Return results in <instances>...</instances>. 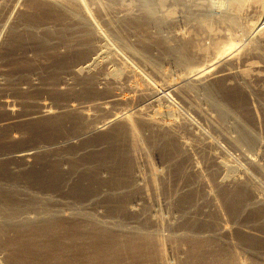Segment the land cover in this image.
<instances>
[{"label": "rangeland", "instance_id": "374dc122", "mask_svg": "<svg viewBox=\"0 0 264 264\" xmlns=\"http://www.w3.org/2000/svg\"><path fill=\"white\" fill-rule=\"evenodd\" d=\"M33 1L34 0H30V1L29 0H0V3H2L3 6H6L5 8H3L4 11L3 10L0 11V16L3 14L0 17V20L2 19V17H10L11 16V17H13L12 21L14 23L17 21L15 24H17L16 26H19L20 25L19 23L22 22L23 17H26L27 15L29 16L30 12H31L30 15L32 14V9L30 7V4L34 3ZM85 1L87 3V8L90 11H92V13H96L93 15L95 16V18H97L98 22L101 23L102 28H104V26H103L104 23H102L103 22L102 20H99L100 19L99 14L101 12H102V15L104 13L105 18L107 20H110L109 18H111V22L113 20H115V23L112 22V24H114L113 26H114L115 30H117V33H120L121 37H123L124 43L126 44L127 47L128 46H131L134 48L139 47V49H141L143 43L140 39L143 36H144L143 39H145V38L148 39L147 36L149 35V37L151 39V40L149 39L150 43H152L153 39L156 38V34H157L156 30H148V31H144V32H138L137 29L133 28L135 26L134 24L130 25L129 23H127V24H125V26L122 25V22H120V21H122L121 18H123V17L121 15L122 14L124 15L123 8L126 11H128L126 6H124L122 9L120 7V9H116L117 11L114 12V14H113V12H112V14H110L111 12L108 10V8H107L108 5L106 4L107 1H104V0L100 1L99 0L101 4H106L107 6L106 5H103V6L100 5L99 1H97V0H88L89 2L87 0H85ZM158 1L159 0H156L157 3H158ZM162 1H163V4L165 5V7L163 8L164 17H165V18H163V20L165 22H164V25L162 28V34L164 35V37L172 38L177 33H183V35H189V32H190V35L192 33L191 36L195 37L194 39L197 42L202 41L201 42L202 44L211 48V46H214L213 42H215V39L213 40V36H210L209 32L215 34V36L217 38H219L220 43H223V41L226 39L227 35L230 34L231 32H233L229 26H227L225 24L222 25L219 22L217 23V21L215 20V18L220 16L221 9L225 5L226 1H228V0H196V1L195 0H162ZM262 2L264 5V0H262ZM160 4H161V2H160ZM3 6H1V7H3ZM99 6L100 7L102 6L103 8H100ZM22 7H23V9H22ZM98 7H99V9H98ZM105 7L108 11L105 10ZM100 9H101V12L98 11ZM10 10H12L13 12H11ZM107 12H109V13H107ZM106 14H108V15H106ZM97 15H98V17H97ZM112 15H115V16L112 17ZM20 16H21V19H20ZM119 16L121 18H119ZM18 18H19V20H18ZM116 21H117V23H116ZM1 24L2 23L0 22V25ZM115 24H117V26ZM9 28H10V26L9 27L7 26V28L5 30L0 29V125H3L2 128L0 126V154L1 155L8 154L9 158H7V156H6L5 160L9 159L11 161L10 163H13V164H9L7 162H6V164H7V166H9L8 168H10V166H11L13 168L14 172L16 170V172L13 174V171H11L12 170L11 168L7 169L8 172H10V173L7 172L8 173L7 176L4 177V179H6V180H2V183H6V185H7V187H5L6 188L5 196H6L8 201L17 202V203L21 204L19 211H37L30 206L27 208L24 206V204L25 205H31L32 204L31 198H34L35 199L34 201H36V199H38L37 202H40V204H43L45 207L46 206H48V208L51 207L50 210H52V211H64L66 213V215L69 213L67 216L70 215L72 217H75V215H76L75 213L77 211H84L85 213L88 212L87 214H89L92 211V213H90L89 215L95 216V218L97 217V219H99L101 222H104L106 224H107V221L109 220L108 224H107L108 226L112 227V226H114L113 224H116L115 226H118V228L122 229V231L125 233H128V231L133 233V232H135L134 231L135 228H138V227H143L147 234H148V232H150L149 234H151V233L155 234L156 233L155 235H158L157 232H159L160 233L159 237H162V239H164L163 245H162V251L165 253L164 254L165 257L167 256L165 260L170 259L168 262L171 264H175V263L176 264L177 263L186 264L187 259L190 257L189 255L191 254L190 253L191 250L196 249V248H192L190 242L182 240V238L185 236L184 233L189 231V229L191 231L196 230L193 234H191L192 237L199 235L198 238H200V239L206 238L207 239L208 237L210 238L214 232H216L215 230H217V228H214V226L219 227V225H220L221 227H228L231 229L230 236L228 235L227 238H225L227 240V242L228 243L230 242L231 246L233 247V248H231V251H232V249H233V251L236 250V252L239 254V256L240 257L242 256L241 258L243 260L245 258V260L248 261V262L245 261L246 263H250L253 261H254V263L255 262L260 263V262L264 261L263 260L264 259V218H263L264 211H253V208H255V207L249 206V208L251 210L248 208L246 210L244 209L242 212V210L239 209V206L241 204L238 207H236L237 208L236 209L235 206H232L231 203L230 204L228 203L229 201L227 202L228 203L227 205H230V206H227L224 198L219 194V191L217 188V183L219 180L221 181L223 179H226L225 176H227L228 173L224 174L223 171H222V175H221V172H218L217 175L210 173V171L208 169L209 167H207V161H205L207 159H204V156L202 155L203 152L198 147L197 148L193 147V149H192L193 157L195 156L194 159L198 162V166L200 165L199 168L200 169L202 168L201 173L206 176V177L204 176L206 178V180L209 179L208 183L206 182V185H204L205 183L204 184L201 183V181L199 179H197L198 181L196 180L195 176H193V173L191 172L192 168H190V171H189V167L191 165V163H190L191 161L189 159L187 160V158H186L185 160H187V161H185V160H183L184 158L179 159L180 157L176 156L177 159L179 160L178 161L175 157H173V156H175L173 150L162 149L163 146H165V145L161 146L162 148L159 147V149H161V150H159V149L158 150L157 149L149 150L147 148V145H145L146 147L143 145L145 150L147 151V153L146 152L143 153L142 150L141 151L139 150L136 153V157L138 156L137 157L138 160L136 159V162L134 160L133 163L130 162L131 165L127 159L125 160L126 157L124 158V160L122 158L123 161L120 159L121 160L120 162L124 163V164L122 163L123 166H125V164H126V166L127 165L128 166L127 167L125 166V168L130 169V170L128 169L129 172H127L126 177H124V180H125L123 183L124 188H122V191L120 190L121 194H119V195H122V197H124L123 201L125 204H127V205L124 204V206L125 207L127 206V207L125 210L122 211L123 204L120 205L121 208H119V206L116 203V200H114V198H113V195H110V190L113 187L112 185H113V181H114L115 171L113 172V169L110 168L109 166H106L103 162H100L98 160H96L98 162H94V159L90 158V156L93 157L94 154L102 153L103 152L102 149H104V146L106 145L105 143H104V146L100 145V147H101L100 152L97 151V152L85 153L88 155L87 156V155H84L82 153L83 152L82 151V152H80L81 155H79L80 153L78 154L80 157L79 156L76 157L74 150H71L69 148H68V150H65L67 147L65 148L61 145H59L60 147L58 146L59 138L62 135L66 134L67 132L73 131V129L65 127V124H64V126H61V127L60 126L58 127V126L53 125V124L51 125L50 123H46V121H48V120H45V121H43V120L30 121L29 120L30 122L28 120H25L28 118L27 116H30V115L38 112L40 109L39 106H41L40 104H43L45 102L44 104L50 106L51 108H53V110H55L57 112L63 111L67 107L68 104L71 105L72 103L76 106L78 105L79 107L85 106V108H87L88 111L90 110L91 112H95V113H91V114L97 115L94 117H96L98 119V116H99L98 120L103 121V119H107L108 117L103 113L101 114V112L99 114V113H97L96 110L94 111V108H92V107L95 104H97L99 101L106 100L105 99L106 96H109L110 94H112L111 92H115L116 95L119 94L121 97L122 96H124V97H127V96L133 97L134 96L135 97L136 96V99H138V100H136L132 104V106L134 107V110L131 109V108H133L132 106H130L131 108L127 107V108L131 109L130 110L131 112H134L136 110L137 111L140 110V111L144 112V110H145V112H147L146 113L147 115L150 113L149 114V116H150L151 114L153 115L154 113H156V111H158V110L159 111L163 110V109H164L163 111H165L166 109L169 110V112L171 113L172 116H176V115L178 116V118H176V117H172L170 115L172 118H174V119L176 118V120H178L179 123H182L183 120H185L186 124H188V123L191 124V125L188 124L190 126L187 125L186 127H184V125H183L181 127L182 129H181L180 133L181 132L182 133L181 134L178 133V136L180 137L178 139H182L183 141H186L185 139H187L188 142L190 140V142L193 143L197 140V138L199 136H200V138H201V136H203L202 139L204 138L205 141L206 140L212 141L209 143H211V144L213 143L215 146L212 144L213 148H211V150H209L210 148L207 149V150H209V152L210 151L212 152V150L214 149V153L217 154V152H218L217 155L220 156L219 158L220 159L223 158L221 160H224V161L228 160L227 162L229 163V165H232L234 167H236L235 166L236 164L239 167V164H240V167H239L240 172H238V170H236L237 174L242 175L243 172H244V174L248 173L251 180L254 179V177H255V179L252 180L253 183L256 182L255 185H257L259 182V184L257 185L258 190L260 189L262 192H264L262 190V189H264V175L263 174L260 175L259 172L257 173V171L252 170L251 168H248L249 165L247 166L248 163L246 161L247 157H250L253 159L257 158V159H259V161L261 160L260 162H262V164H263L264 163L263 156H262L263 153H261L263 150H261V148L260 149L257 148L256 152H255V150L253 151L251 149L250 150L248 149L250 152L251 151L255 152V154H254L252 152L250 153L249 151H247V149H246L247 147H245V146H241L240 148H238V147H234L235 145H233L232 142L229 143L230 140L226 136H223L224 135L223 133L220 134L221 128L217 125V124H219L218 113L216 114V112H215L216 110L214 111V109H212L213 107L211 108L210 105L208 106V104L205 102L206 101V95H205L206 94V90H205L206 84L209 81H210L209 83H212L214 79H215L214 81H216V80H218V79L220 80L222 78V81L215 82L214 87L218 90L221 97H223L222 98V100H224L223 103L227 106L229 105L231 108L239 107L238 105H241L242 107H245L246 111L248 110L247 111L248 115H249V112H252L250 114L255 115V117H257L256 120L258 119L256 121V126H254V127L257 128L256 130H257L259 135L262 134L264 136V42L261 43L262 45H259L260 47H259V50H257L258 52H256V50L255 51L248 50L250 46L249 47L246 46L243 54H241L242 56L239 55L240 58L237 57V59H235L233 64L230 63V64H226L223 66L219 65V66H221V68H219V69L217 68V70L214 71L213 76H210L209 79H208V77H202V78H198V79H194V80H188L189 83L195 84L198 87L200 86V88H198L199 91L197 93H193L194 95L192 93H189V92L187 93L186 87H184V90H181V89H183V87L180 88V90H178L177 92H171V91H168L165 89L162 90L163 84L166 83V81H178L181 77L187 76L188 72L183 66L178 65L172 56L168 55L167 53L164 54V52H162L163 50L161 51V49H158V47H156L153 44L154 41L152 44H150V46H147L149 41H147V39H146L147 44L145 46H147L146 52H147V54H149V55H147L149 57V62H146L144 59L140 58L138 55L132 53V51H128V48H126L125 46L123 47L122 43L116 42V51L115 52H117V53H115L114 62L111 65L114 67H112V68L116 69L117 71H120L123 68L124 69L128 68L131 71H134L135 75L134 74L132 76L130 75L131 77L129 76V78H128V75H125V76L122 75L123 77H121V78L119 77L116 80V82L114 83V85L113 86L111 85V87L108 88L109 90L108 89L106 90V89H104V87H102V89H104L103 91L105 93H100V92L93 93L91 91V93H92L91 94L90 92H87L88 90H86L87 89L86 84H84V83L81 84L80 78L74 77L70 74L71 73L70 71L73 68V66H76L77 64H79L78 62L82 61L81 59L80 60L77 59L80 57V56L76 57L78 54L76 55L75 53L71 52L70 50H68L67 48H65L63 46H60L59 44H55V46H57V47H55V51L50 50V49L44 50L45 48L43 49L42 47H39L38 45H37L38 47L34 46L32 39H29L27 41V43L23 42L21 46L17 45L19 48L16 47V45L10 46L11 36H9V35H11V33L9 32L10 31ZM173 33H174V35H173ZM146 34H148V35H146ZM234 35H236V33H234ZM138 36H140V37H138ZM28 43H29V45H28ZM237 43H238L237 45L243 44V42L240 43V41H237ZM30 44H32V45H30ZM152 45H154V46H152ZM5 50H7V51H5ZM211 50H213V49H211ZM51 54H52V56H51ZM61 54H63V55H61ZM211 56L212 55H210V58H211ZM151 61H153V62L150 63ZM251 68L254 69V71H253V73H251L252 75H250L246 80H244L245 82L240 77L236 76V74L238 72H240V71L242 72L245 69L250 70ZM223 71H224V73H223ZM166 73H167V75H166ZM219 74H221L220 75L221 77L219 76ZM162 76H164L165 78ZM65 79L71 80V81L68 80L69 85H64L63 81H65ZM145 83H147V84H145ZM115 84H116V86H115ZM139 84H141V85H139ZM148 84L151 88H152V86H153V88L154 87L157 88V90L162 95L159 92L158 93L160 95L156 94V96H154L153 94H151V95L148 94L150 92L149 90L151 89L148 86ZM81 85H83V86H81ZM129 85L130 86L136 85V87L139 89L144 88L143 91L147 92V96L146 95L142 96V97H140L141 99L138 98L139 96L136 95L137 93L135 92L133 87L130 88ZM63 86H65V88ZM63 88L66 89V91ZM112 88H113V90H112ZM134 92H135V94H134ZM87 94H88V96H87ZM191 95H192V97H191ZM159 96H160V98H159ZM160 99H161V101H160ZM5 101L9 102L11 105H13L12 107L16 109V111H17V115L15 116L16 120H15V117L10 116L7 113L6 106L3 104ZM190 102H192V103H190ZM194 103H195V105H197V106L199 105V107H202L201 108L202 113H204V114H202L203 116L200 113H198V111H196V109L194 108V107H196L194 105ZM90 104H91V106H90ZM138 106L143 107V108L136 109V108H139ZM145 106H147V107L145 108ZM232 106H234V107H232ZM36 107H37V110H36ZM89 107H91V108H89ZM62 108H64V109H62ZM119 108L121 110L126 109V108H124V106H122V107H116L117 110L114 108L113 111H119L120 110ZM249 109H251V110H249ZM145 112H144V114H145ZM245 112H243V113H245ZM210 114H211V116H210ZM62 115L67 116L65 114H62ZM216 115H217V118H216ZM103 116H104V118H103ZM200 116H201V118H200ZM21 117H23V118H21ZM61 117H63V116H61ZM165 118L167 119V116ZM207 118H208V120H207ZM215 118L217 120H215ZM7 120H8V122H7ZM57 120H58V118H57ZM180 120H182V121L180 122ZM187 121H189V122H187ZM210 121H211V123H210ZM229 122H230L229 125L233 124V120H231V121L229 120ZM3 123H5V124H3ZM215 123H217L216 126H215ZM217 126L219 127L220 130L217 129ZM190 128H191L192 132H191ZM259 128H261L262 131ZM37 129H39V131ZM63 130H65V131H63ZM260 131H261V133H260ZM196 132H199V134ZM70 134L71 133H69V135ZM193 134H195V137L192 136ZM197 134L199 136H197ZM200 134H203V135H200ZM262 135L260 136V138L262 139V142L264 143V137ZM233 136H234V134H233ZM103 138L104 137H102V135H101L99 137L97 136L94 139L102 141ZM117 138H119V137H117ZM117 138L115 140H117L119 143H117V141H116L114 143V146L116 147L115 150L117 151V153L121 154L120 151L127 149L129 144L127 141H125V143H124L123 138H119V139H117ZM226 138H227V140H225ZM94 139H92V140H94ZM173 142H174L175 147H171V148L177 149L175 140H173ZM77 143L81 144V142H77ZM121 143H123V144H121ZM119 144L122 145V147H118ZM126 144H127V146H126ZM56 145H57V147H54ZM109 146H110V144H109ZM52 148H53V150H52ZM75 148L77 149L78 147H75ZM216 148H217V151H215ZM111 149H113V148H111ZM244 149H246V150H244ZM11 150H13L12 151L13 153H9ZM26 150H27V152H26L27 154L24 153V151H26ZM57 151H58V153H57ZM155 151H158V152H155ZM161 151H163V153H161ZM244 151L246 153H244ZM67 152H68V154H67ZM170 152H172V153L170 154ZM241 152H242V154H241ZM148 153H149V155H148ZM73 154L75 157L72 156ZM196 154H198V155H196ZM253 154H254V156H251ZM260 154H261V156H260ZM85 156L87 157V159ZM147 157H149L150 160ZM172 157L175 159H171ZM259 157H262V159ZM119 158H121V156ZM226 158H228V159H226ZM146 159H148V160H146ZM74 160H76V161H74ZM172 160H174V161H172ZM78 161H79V163H78ZM86 161H87V163L83 164V162H86ZM183 161L186 162L189 167H187V164H185ZM25 162L28 163V165H30V166H28ZM233 162L234 163L236 162V164L235 165L232 164ZM81 163H82V165H81ZM151 163L153 164V166ZM179 163H180V166L178 167ZM138 164H139V166H138ZM148 164H150L151 166L150 165L148 166ZM171 164H172V166H171ZM83 165H85V166H83ZM135 165L138 167L139 171L137 169H135V167H136ZM88 166H90V168ZM155 166H156L155 169H157V171L159 170L158 173H162V171H163L164 177H163V179L160 178L157 181L151 180V183H150L149 182L150 180L145 178L147 173H149V171H150L147 168L151 169V167L154 168ZM183 166H184V168H183ZM169 167H170V169H169ZM171 167H172V170H171ZM186 167H187V169H186ZM238 167H236V168L238 169ZM88 168H89V170H88ZM177 168L181 171L183 169V171L181 173H179L182 176L180 175L178 177V172H180V171H178ZM240 168H241V170L243 169L242 170L243 172L240 170ZM250 169L252 170L251 172H250ZM97 170H98V173H97ZM184 170H186V171H184ZM104 171L106 174L104 173ZM130 171H132V173H133L132 177H130V175H129ZM136 171L139 173H137ZM245 171H248V172H245ZM140 172H142V174L144 173V175L141 176ZM134 173H137V174H134ZM145 173H146V175H145ZM138 174H139V176L136 178V176ZM128 175H129V178H128ZM134 175H136V176H134ZM190 175H191V177H190ZM208 175L211 178L208 177V179H207ZM214 175L217 176L216 182L213 179L215 177ZM133 176L135 177L134 179H133ZM140 176L143 178H141ZM243 177L244 176H242V178ZM138 178H139V180H138ZM140 178L143 179L144 181L140 180ZM132 179L134 180V182H132L133 181ZM210 179H213V180H210ZM192 180H194V181H192ZM196 181H197V183L199 182L198 184L201 183V185H198L196 183ZM130 182L133 184H131ZM125 183H126V187L124 185ZM152 183L154 184V186ZM137 184H139V185H137ZM145 184H146V187H144ZM163 184H165V185H163ZM208 184H209V186L212 185L211 188H213V190L208 186ZM260 184H262V185H260ZM9 185H12V186L10 187ZM131 185L136 186V187L138 186L139 188L137 187V189H136V187H133ZM130 186H131V189H129ZM142 186H143V189H142ZM119 187H121V186H119ZM13 188H15V189H13ZM109 188H111V189H109ZM145 188H147V189H145ZM149 188H151V189H149ZM168 188L170 189V192H168L169 191ZM208 188H210L211 192L214 193V195L216 194V196H215L216 198H215V201L208 200L210 202L207 203V200H206L207 197L205 198L206 194L204 191L209 190ZM144 189H145V191H144ZM163 189H165L169 193V195L167 192H166L167 193L166 194L165 190H163ZM196 189H200V190L199 191L197 190V192H196ZM260 190H259V193H261ZM139 192H140V194H139ZM145 192H147V193L150 192V193H148L150 198H147L148 196H146L147 194ZM185 192H187V193H185ZM189 192H191V195L193 196V198L190 196ZM194 192H196V193H194ZM216 192H218V193H216ZM228 192H230V190H228ZM199 193H201L203 195H201ZM177 194H179L178 196H180V195L184 196L185 195L184 197H188L187 196V194H188L190 197L189 198L190 202H192V200H194L193 203H195V201H196V203L199 202L200 204L197 205L198 207H195V208H198V210H199V211L197 210L198 213H197L196 209L194 208V210L196 212H194V210H192L193 212H188L187 213L188 215L186 213H184L185 218H183L184 217L183 212H186V211H183V209L180 207V205H178V204L176 206L174 205L177 202V199H176V198H178ZM155 195H157V196H155ZM173 196H175L176 198L174 199ZM194 196L196 199H197V197H199V198L197 200H195ZM201 196H203V198H205V199L202 200L203 198ZM261 196L263 198L264 193ZM49 197H50V199H49ZM144 197L146 200L144 199ZM251 197H252V195H250V198ZM147 199L148 200L150 199V200L148 201ZM139 200H140V202H139ZM216 200H217V202H216ZM202 201H205V202H202ZM219 201L221 203H219ZM203 203H204V206H203ZM208 204L209 205L213 204V206L212 205H211L212 207L208 206ZM114 205L116 208L114 207ZM199 205H200V207H199ZM219 205H220V207H218ZM132 207L133 208L135 207L134 209H136L135 215L134 214L132 215V213H129V212H125V211H128L127 208H132ZM147 207H149V208L151 207L150 208L151 211H147L146 210ZM208 207L209 208L215 207V209L214 208H213L214 210L209 209ZM233 209H236V210H233ZM202 210L204 211L203 214H202ZM229 210L230 211H237L236 212L237 216L234 213V217H233V215L229 212ZM73 211H74L75 215L72 214ZM187 211H191V208H189ZM221 211L223 214L221 213ZM261 212H263V213H261ZM196 214H197V216H196ZM29 215L34 216V215H32V213H30ZM101 215L103 217H101ZM104 217H105V219H103ZM217 217H218V219H217ZM212 218H213V220H212ZM215 220H217V221H215ZM110 221H112V222H110ZM109 222L112 223V225ZM121 222H123V223H121ZM215 222H217V223L215 224ZM193 223H195V224H193ZM124 224L127 226H124ZM141 224H142V226H141ZM221 224L224 226H222ZM226 224L227 225L229 224V225L227 226ZM125 227L127 229H125ZM146 227H148L149 229H147ZM196 227H198V228L193 229ZM126 230H127V232H126ZM211 230H213V231H211ZM261 230H262V232H261ZM199 231L202 233H200ZM30 234L35 235L38 233H36L34 231L33 232L30 231ZM171 234H172V236H171ZM3 235H1L0 244H3V245L5 244L4 245L5 248H0V264H36V262L41 258L43 252L39 251L36 248H32L34 251L31 253L32 254L31 257L33 256L31 258V262H24L25 260H27V258L25 256H22L20 263L8 261V256H9L8 253L12 252L13 250L19 249V247H21L22 243L25 242V240H23L22 242H19L22 238L20 239V233H18V231L14 230V229L9 230L8 233L5 232V234H3ZM176 236H178V237H176ZM253 237H256L257 239H253ZM26 241H30V240L26 239ZM182 242H184V243H182ZM224 242L226 243V241H224ZM9 243H12V245L14 247L6 248V246L8 247ZM13 243H15V244H13ZM183 244H185V245H183ZM244 251H246V252H244ZM35 252H36V254H34ZM34 258H36V259L38 258V260H36ZM255 258L257 261L255 260ZM259 259H261V260H259Z\"/></svg>", "mask_w": 264, "mask_h": 264}, {"label": "bare ground", "instance_id": "6f19581e", "mask_svg": "<svg viewBox=\"0 0 264 264\" xmlns=\"http://www.w3.org/2000/svg\"><path fill=\"white\" fill-rule=\"evenodd\" d=\"M97 1H99V0H97ZM100 1H102V0H100ZM100 1H99V3H100ZM104 1H107V3L106 2L105 3L108 6L106 4H101V3H100V5H102V6L106 5L108 10L111 12L110 14H112V12L114 14V12L117 11L116 9H120V7H121V9L124 6L127 7L128 11H126L123 8L124 15L123 14L121 15L123 18H121L119 16V18H121V20H122L120 22H122L123 26H125V24H127V23H129L130 25L134 24L135 26L133 28L137 29L138 32H144V31H148V30H156L157 31L156 38L154 37L155 38V39H153L154 43H153V41H152V43L156 47H158V49H161V51L163 50L162 52H164V54L167 53L168 55L172 56L178 65L183 66L187 70V72H188L187 76L181 77L178 81H166V83L163 84L162 90L165 89V90H168L171 92H177L178 90H180V88L183 87V89H181V90H184V87H186L187 93L188 92L192 93V94L197 93L199 91L198 88H200V86L198 87L195 84H191L188 82V80H194V79H198V78H202V77H208V79H209L210 76H213V73L215 70H217V68L218 69L221 68V66H219V65L223 66L226 64H230V63L233 64V62L235 61V59H237V57L240 58L239 55L243 54L246 46H248V47L250 46L248 50H251V51L256 50V52H258L257 50H259V47H260L259 45H262L261 43L264 42V5H263L262 0H228V1H226L225 5L221 9L220 16L215 18V20L217 21V23L219 22L222 25L225 24V25L229 26L233 32H231L230 34L227 35L226 39L224 40L225 42L223 41V43L219 42V38H217L215 36V34L209 32V35L213 36V40L215 39V42H213L214 46H211V48L202 44L201 43L202 41L197 42L194 39L195 37L191 36L192 33L190 35V32H189V35H183V33H177L176 32L177 34L174 35V33H173L174 36L172 38L164 37V35L162 34V28H163V25L165 22L163 20V18H165L164 12H163L164 11L163 8L165 7V5L163 4L162 0H159L158 3L156 2V0H104ZM33 2L34 3L30 4V7L32 9V14L30 15V13H31L30 12L29 16L28 15L26 17L22 16L23 17L22 22L19 23L20 25L18 24L19 26H16L17 24H15V23L17 21L14 23L12 21L13 17H11V16L10 17H2V19L0 20V22L2 23L0 25L1 30H5L7 28V26L8 27L10 26L9 32L11 33V35H9L10 33L8 34L9 36H11L10 46L16 45V47H18L17 45L21 46L23 42L27 43V41L29 39H32L34 46L38 45L39 47H42L43 49L45 48L44 50L50 49V50L55 51V47H57V46H55V44H59L60 46H63L65 48H67L68 50H70L71 52L75 53L76 55L78 54L76 57H79V56L80 57L77 59H79V60L81 59L82 61L78 62L79 64H77L76 66H73L72 69L70 68L71 69L70 74L74 77L80 78L81 84L82 83L86 84V87H87L86 90H88L87 92L91 93V91H92L93 93H96V92L97 93L98 92L105 93L103 90L104 89L107 90L109 87H111V85L113 86L119 77L120 78L123 77L122 75H124V76L128 75V78L130 75L131 76L133 74L135 75V72L131 71L128 68H125V69L123 68L120 71H117L116 69L112 68V67H114V66H111L112 63L114 62V56H115V53H117V52H115L116 51V42L122 43L123 47L125 46L126 48H128V51H132V53L138 55L140 58L144 59L146 62H149V57L147 56L149 54H147V52H146V47L150 46V44H152L149 41V39H150V37L148 35L149 33L146 34V35H148L147 36L148 39L147 38L143 39L144 36L143 37L141 36L142 38L140 40L143 43L141 49H139V47L138 48H134L131 46L127 47L126 44L124 43L123 37H121L120 33H117V30H115V28L113 26L114 24H112V22L115 23V20H113L112 22H111V18H109L110 20H107L105 18L104 13L102 15L101 9L98 10L101 12V13L99 12L100 13L99 14V18H100L99 20H102L103 21L102 23H104L103 24L104 28H102L101 23H99L97 18H95V16L93 15L96 13H92V11H90L87 8V3L85 0H34ZM160 2H161V4H160ZM1 6H3L2 3H0V11H2V10L4 11L3 8H5L6 6H3V7H1ZM102 6L101 7L99 6V7L103 8ZM99 7H98V9H99ZM22 9H23V7H22ZM105 10H107L106 7H105ZM10 11L13 12L12 10H10ZM107 13H109V12H107ZM106 15H108V14H106ZM114 16L115 15H112V17H114ZM97 17H98V15H97ZM20 19H21V16H20ZM18 20H19V18H18ZM116 23H117V21H116ZM115 25L117 26V24H115ZM234 33H236V35H234ZM138 37H140V36H138ZM146 39H147V41H149L147 46H145L147 44ZM237 41H240V43L243 42V44L237 45L238 44ZM28 45H29V43H28ZM30 45H32V44H30ZM154 45H152V46H154ZM211 49H213V50H211ZM5 51H7V50H5ZM61 55H63V54H61ZM210 55H212V56L214 55V56L213 57L211 56V58H210ZM51 56H52V54H51ZM152 62L153 61H151L150 63H152ZM253 71H254V69H252V68L250 70L245 69L242 72L241 71L238 72L236 74V76L240 77L244 81L250 75H252L251 73H253ZM223 73H224V71H223ZM166 75H167V73H166ZM220 75L221 74H219V76ZM162 77H164V76H162ZM68 80H70V79H68ZM68 80L65 79V81H63L64 85H69ZM214 80L212 83H209L210 82L209 81L206 84V87H205L206 101L205 102L208 104V106L210 105L211 108L213 107L212 109H214V111L216 110L215 111L216 114L218 113L219 124L215 123V126L217 124L221 128V130H220L219 127L217 126V129L221 131L220 134L223 133L224 134L223 136H226L230 140L229 143L232 142V144L235 145L234 147L240 148L241 146H245V147H247L246 148L247 151H249L251 149L253 151L255 150V152H256L257 148H259V149L261 148V150H263L261 153H263L262 156H263V160H264V143L262 142V139L260 138V136L262 134L259 135L257 130H256L257 128L254 127V126H256V121L258 120V119L256 120L257 117H255V115L250 114L252 112H249V115H248V112H247L248 110L246 111L245 107H242L241 105H238L239 107H235V108H231L229 105L228 106L225 105L223 103L224 100H222L223 97H221L218 90L214 87L215 82L222 81V78L220 80L219 79L216 81H214ZM145 84H147V83H145ZM139 85H141V84H139ZM81 86H83V85H81ZM115 86H116V84H115ZM148 86H149V84H148ZM63 87L65 88V86H63ZM102 87H104V89H102ZM132 87L135 90V92L137 93L136 95L139 96L138 98L145 96V95L147 96V92L143 91L144 88L139 89L136 87V85L130 86V88H132ZM64 90L66 91V89H64ZM112 90H113V88H112ZM149 91L150 92L148 94H150V95L153 94L154 96H156V94L160 93L157 90V88H155V87L153 88V86ZM135 92H134V94H135ZM111 93L112 94H110L109 96H106V98H105L106 100L99 101L100 103L98 102L97 104H95L92 107V108H94V111L95 110L97 111V113L100 114V112H101V114L103 113L108 117L107 119H103V121L98 120L99 116H98V119L96 117H94L97 115H94L91 113H95V112H91L90 110H89L90 111L89 112L88 109L85 108V106L79 107L78 105L76 106L72 103L71 105L68 104L65 109L62 108V109H64L63 111L57 112V111L53 110V108H51L50 106L44 104L45 102L43 104H40L41 106H39L40 109L38 112H36L30 116L26 115L28 118L25 119L26 118L25 117L24 119L28 120V121L29 120L30 121L48 120V121H46V123H50L51 125L53 124V125H56L58 127L59 126L61 127V126H64V124H65V127L73 129V131L67 132L66 134L62 135L59 138L58 146L61 145L65 148L67 147L65 150H68V148L71 150H74L76 157L81 155L80 152H82V151H83L82 153L84 155H87L85 153H88V152H97V151L100 152V150H101L100 145L104 146V143H105L106 144L104 146L105 150L102 149L103 150V152L101 151L102 153L94 154L93 157L90 155L89 156L91 159H94V162H98V161L103 162L106 166H109L110 168H112L113 172L115 171L114 181H113V185H112L113 187H112V189L109 188V189H111L110 195H113V198H114V200H116V203L119 206V208H121L120 205L123 204L122 211L125 210L127 206L126 207L124 206V204H125L123 201L124 197H122V195H119V194H121L120 190L122 191V188H124L123 187V183L125 181L124 177H126L127 172H129L128 171L129 168L126 169L125 168L126 164H125V166H123L124 163L122 162L123 163L122 164L120 161L122 160V158L124 160V158L126 157L125 160L127 159L129 161V163L130 162L133 163L134 160L136 162V159L138 157V156L136 157V153L139 150L140 151L142 150L143 153H145V152L147 153V151L144 148L145 145H147V148L149 150H152V149L158 150L159 147L162 148L161 146L165 145V146H163L162 149L173 150L174 155H175L173 157H175L176 159H177L176 156L180 157L179 159L184 158L183 160H185L186 158H187V160L189 159L191 161L190 167L188 166V164L186 162H184V161L183 162L185 164H187V167H189V171H190V168H192L191 172L193 173V176H195L196 180L199 179L201 181V183H203V184L205 183L204 185H206V182L208 183V180H209L208 177L210 174L207 176L208 180H206V178H205L206 176L201 173L202 168L201 169L199 168L200 165L198 166V162L194 159L195 156L193 157L192 149H193V147L194 148L198 147L203 152L202 155L204 156V159H207L205 161H207V167H209L208 169H209L210 173H213L216 175L218 172H221V175H222V171L224 172V174L228 173V175L225 176L226 179H223L221 181L219 180L220 182L218 181V183H217V188H218L219 194L224 198L226 205L228 203L229 204L231 203V205L235 206V208H236L241 204L239 206V209H241L242 212L244 209L245 210L248 209L249 206L255 207V208H253V211H264V197L262 198V196H261V195H263L264 192H262L259 189L262 194L259 193V190L257 187L259 182L257 181L258 184L255 185L256 182L253 183V181H252L255 179V177H254V179L251 180L248 173L244 174V172L242 171L243 169L241 170V168H240V170L243 172L244 175L243 174L242 175L240 174L241 176L238 175L236 170H238V172H240L239 171L240 164L238 167L236 162L232 163L234 165L236 164L235 166L238 167V169H237L236 167L229 165V163L227 162L228 160L227 161L225 160L226 162L224 160H221L223 158L220 159L219 158L220 156L217 155L218 152H217V154L214 153V149L212 150V152L210 151L211 152L210 153L209 150H211V148H213L214 144L212 143L213 144L212 145L211 143H209L212 141H207V140L205 141L204 138L202 139L203 136H201V138H200V136L198 135L199 132H196V133H198L197 136H199V137L197 138L196 141L194 140L195 142L192 141L193 143H191L190 140H189V142H190L189 143L187 141V139H185L186 141H183L182 139H178V138H180L178 136V133H180V131L182 129L181 127L183 125H184V127H186L190 123L186 124L185 120H183L182 123H179L178 120H176V118H178V116L177 115L172 116L171 113L169 112V110H167V109H166L167 111L166 110L163 111L164 109L160 110V111L158 110L159 112L156 111V113H154L153 115L151 114L150 116H149L150 113L147 115L146 114L147 112H145V110H144V112L146 115L144 114L143 111H140V110H138V111L136 110L134 112H131L130 111L131 109L134 110V107L132 106V104L136 100H138V99H136V96L135 97L134 96L133 97L122 96L123 97L122 98L119 94L116 95L115 92H111ZM87 96H88V94H87ZM191 97H192V95H191ZM159 98H160V96H159ZM160 101H161V99H160ZM190 103H192V102H190ZM3 104L6 106L7 113L10 116L15 117L17 115L16 109L12 107L13 105H11L7 101H5ZM194 105H195V103H194ZM90 106H91V104H90ZM122 106H124V108H126V109L121 110L119 108L120 109L119 111H113L114 108L116 109V107H122ZM130 106H132L133 108H131ZM195 106L196 107H194V108L196 109V111H198V113H200L201 115L204 114V113H202V109H201L202 107H199V105L198 106L195 105ZM127 107H130L131 109L127 108ZM146 107L147 106H145V108ZM232 107H234V106H232ZM89 108H91V107H89ZM141 108H143V107H139L136 109H141ZM36 110H37V107H36ZM249 110H251V109H249ZM242 111L243 112L246 111V112L243 113ZM62 114H65L67 116H64ZM211 114H210V116H211ZM170 115L172 117H176V118L174 119ZM61 116H63V117H61ZM166 116H167V119L165 118ZM21 118H23V117H21ZM57 118H58V120H57ZM103 118H104V116H103ZM200 118H201V116H200ZM216 118H217V115H216ZM216 118H215V120H217ZM15 120H16V117H15ZM207 120H208V118H207ZM229 120L230 121L233 120V124L229 125V123H230ZM181 121L182 120H180V122ZM7 122H8V120H7ZM187 122H189V121H187ZM210 123H211V121H210ZM3 124H5V123H3ZM190 125H188V126H190ZM0 126H1V128L3 127V125H0ZM259 129L262 131L261 128H259ZM37 130L39 131V129H37ZM65 130H63V131H65ZM190 130H191V128H190ZM261 131H260V133H261ZM191 132H192V130H191ZM69 133H71V134L69 135ZM195 134H193L192 136L195 137ZM233 134H234V136H233ZM101 135H102V137H104L102 141L94 139L97 136L99 137ZM200 135H203V134H200ZM117 137L123 138L124 143H125V141H127L129 144L127 149H124L121 151L118 149L121 154L117 153V151L115 150L116 147L114 146V143L117 141V140H115ZM119 138H117V139H119ZM227 138L225 140H227ZM92 139H94V140H92ZM173 140H175L177 149L171 148V147H175ZM77 142H81V144L80 143L78 144ZM117 143H119V142L117 141ZM109 144H110V146H109ZM121 144H123V143H121ZM119 145H118V147H122V145H120V146ZM126 146H127V144H126ZM54 147H57V145ZM75 147H78V148L76 149ZM111 148H113V149H111ZM208 148H210V149L207 150ZM246 149H244V150H246ZM52 150H53V148H52ZM159 150H161V149H159ZM12 151L13 150H11L9 153H13ZM215 151H217V148ZM26 152H27V150L24 151V153H26ZM155 152H158V151H155ZM255 152H252V153L255 154ZM57 153H58V151H57ZM161 153H163V151H161ZM171 153L172 152H170V154ZM244 153H246V152L244 151ZM67 154H68V152H67ZM241 154H242V152H241ZM254 154L251 156H254ZM148 155H149V153H148ZM196 155H198V154H196ZM6 156H7V158H9L8 154H3V155L0 154V238H1V235L5 234V232L8 233L9 230L14 229V230H17L18 233H20V239L22 238L21 240L19 239L20 240L19 242H22L23 240H25V242L22 243V245H21V247H19V249L13 250L12 252L8 253L9 254L8 261L20 263L22 256H25L27 258V260H25L24 262H31V258L33 257V256L31 257V255H32L31 253L34 251L32 248H36L39 251L43 252L41 258L39 257L40 258L39 260H38V258L37 259L34 258V259L38 260L36 262V264H171L168 262L170 259L165 260L167 256L165 257V255H164L165 253L162 251V245H163L164 239H162V237H159L160 236L159 232H157L158 235H155L156 233L155 234H152V233L149 234L150 232H148V234H147L143 227L137 226L138 228H135V230H134L135 232L131 233L130 231H128V233H125L122 231V229H119L118 226H115L116 224H113L114 226H112V227L108 226L107 224H108L109 220L107 221V224H106L104 222H101L99 219H97V217L95 218V216L89 215L90 213H92V211L89 214H87L88 212L85 213L84 211H77L75 213L76 215L74 214V211H73L72 214H74L75 217H72L70 215L67 216L69 213L66 215V213L64 211H52V210H50V208H51L50 206H49L50 208H48V206L45 207L43 204H40V202H37L38 199H36V201H34L35 200L34 198H31L32 199L31 205H25L24 204V206L26 208L30 206L37 211H19L21 204H19L17 202H10L7 200V198L5 196V190H6L5 187H7V185H6V183H2V180H6V179H4V177H6L8 173H10V172H8L7 169L11 168L12 169L11 171H13V174L16 172V170L14 172V170L11 166H10V168H8L9 166H7L6 162L9 164H13V163H10L11 161L9 159L5 160ZM72 156H74V154ZM120 156H121V158H119ZM260 156H261V154H260ZM173 157L171 159H175ZM147 158L149 159V157H147ZM259 158L262 159V157H259ZM86 159H87V157H86ZM148 159H146V160H148ZM226 159H228V158H226ZM96 160H98V161H96ZM187 160H185V161H187ZM74 161H76V160H74ZM172 161H174V160H172ZM246 161L248 163L247 166L249 165L248 168H251L252 170L257 171V173L259 172L260 175L261 174L264 175V163L262 164V162H260L261 160L259 161V159H257V158L253 159V158L247 157ZM78 163H79V161H78ZM84 163H87V161L83 162V164ZM131 163H130V165H131ZM26 164L28 165V163H26ZM81 165H82V163H81ZM85 165H83V166H85ZM149 165L150 164H148V166ZM28 166H30V165H28ZM138 166H139V164H138ZM152 166H153V164H152ZM171 166H172V164H171ZM179 166H180V163H179L178 167ZM88 167L90 168V166H88ZM136 167H135V169L138 170V167L137 168ZM187 167H186V169H187ZM89 168H88V170H89ZM155 168H156V166L154 168L151 167V169L147 168L150 171H149V173H147V175L145 173V175H146L145 178L150 180L149 181L150 183H151V180L157 181L158 179H160V178L163 179V177H164L163 171H162V173H158L159 170L157 171V169H155ZM183 168H184V166H183ZM169 169H170V167H169ZM251 169H250V172L252 171ZM171 170H172V167H171ZM177 170L180 171V172L177 171L178 177H179L181 175L179 173H181L183 171V169L181 171L177 168ZM184 171H186V170H184ZM245 172H248V171H245ZM97 173H98V170H97ZM104 173H105V171H104ZM130 173H129V175H130V177H132V174H133L132 171H130ZM137 173H139V172H137ZM137 173H134V174H137ZM140 173H141L140 174L141 176L144 175V173L143 174H142V172H140ZM129 175H128V178H129ZM134 176H136V175H134ZM134 176H133V179L135 178ZM138 176H139V174L136 176V178ZM242 176H244V177L242 178ZM190 177H191V175H190ZM216 177L217 176H215L213 178L215 180V182L217 179ZM141 178H143V177H141ZM141 178H140V180H143ZM209 178H211V177H209ZM213 179H210V180H213ZM138 180H139V178H138ZM192 181H194V180H192ZM197 181H196V183H197ZM132 182H134V180ZM201 183L198 185H201ZM131 184H133V183H131ZM124 185L126 187V183ZM137 185H139V184H137ZM163 185H165V184H163ZM260 185H262V184H260ZM9 186L11 187L12 185H9ZM119 186H121V187H119ZM131 186H133V185H131ZM131 186H130V188L129 187L128 188L131 189ZM153 186H154V184H153ZM208 186H209V184H208ZM211 186H209V187L211 188ZM133 187H136V186H133ZM137 187H136V189H137ZM144 187H146V184ZM210 188H208V189L210 190ZM13 189H15V188H13ZM142 189H143V186H142ZM145 189H147V188H145ZM145 189H144V191H145ZM149 189H151V188H149ZM211 189L213 190V188H211ZM163 190H165V189H163ZM197 190L199 191L200 189H196V192H197ZM209 190L204 191L206 194L205 198L207 197V199H206L207 203L210 202L208 200L215 201V198H216L215 197L216 194L214 195V193H212L211 190L210 191ZM228 190H230V192H228ZM262 190L264 191V189H262ZM166 192L167 191L165 190V193ZM168 192H170V189ZM196 192H194V193H196ZM145 193L147 194L146 196H148L147 198H150L148 195V193H150V192H148V193L145 192ZM185 193H187V192H185ZM189 193H190V196L193 198V196L191 195V192H189ZM216 193H218V192H216ZM139 194H140V192H139ZM199 194H201V193H199ZM168 195H169V193H168ZM178 195L179 194H177V196ZM201 195H203V194H201ZM250 195H252L251 198H250ZM155 196H157V195H155ZM175 196H173L174 199L176 198ZM184 196H182V195L178 196V198H176L177 202L174 204L175 206L177 204L180 205V207L183 209V211H186V212H183V216H184V213L187 214L188 212H193L192 210H194V208L198 207L197 205L200 204L199 202L196 203V201H195V203H193L194 200H192V202H190V200H189L190 197L188 194H187L188 197H184ZM195 196H194V198H195ZM201 197L203 198V196H201ZM198 198L199 197H197V199ZM205 198H203L202 200H204ZM49 199H50V197H49ZM144 199H145V197H144ZM197 199L195 198V200H197ZM220 201H219V203H221ZM139 202H140V200H139ZM202 202H205V201H202ZM216 202H217V200H216ZM125 205H127V204H125ZM211 205L213 206V204H211ZM211 205L208 204V206H211ZM203 206H204V203H203ZM227 206H230V205H227ZM114 207H115V205H114ZM199 207H200V205H199ZM215 207H213V208L215 209ZM218 207H220V205ZM134 208L133 207L127 208L128 211H125V212H129V213H132V215L133 214L135 215L136 209H134ZM150 208L147 207L146 210L151 211ZM189 208H191V211H187ZM213 208H209V209H213ZM195 209H196V211L198 210V208H195ZM236 209H233V210H236ZM196 211L194 210V212H196ZM198 211H197V213H198ZM222 211H221V213H222ZM29 212L32 213V215H34V216L29 215L30 214ZM229 212L234 217V213L236 215L237 211H230L229 210ZM203 213H204V211L202 210V214ZM261 213H263V212H261ZM102 215H101V217H103ZM196 216H197V214H196ZM218 217H217V219H218ZM183 218H185V216ZM263 218H264V216H263ZM103 219H105V217ZM212 220H213V218H212ZM215 221H217V220H215ZM110 222H112V221H110ZM123 222H121V223H123ZM216 223L217 222H215V224ZM110 224L112 225V223H110ZM125 224H124V226H127ZM193 224H195V223H193ZM141 226H142V224H141ZM222 226H224V225H222ZM146 228L149 229L148 227H146ZM197 228L198 227L193 228V229H197ZM214 228H217V230H215L216 232L213 233L214 236L212 235L213 236V237L211 236L212 238L208 237L207 239L206 238L200 239V238H198L199 235L192 237L191 234H193L196 230L191 231L189 229V231L184 233L185 236L184 237L182 236L183 238L181 237L182 240L190 242L192 248H196V249L191 250V252H190L191 254L189 255L190 257L187 259L186 264H264V261L260 262V263L259 262L254 263L253 260H252L253 262L246 263L245 261H247V260H245V258L243 260L241 258L242 256L240 257L235 249H234L235 251H233V249L231 251V248H233V247L231 246V243L230 242L228 243L227 240L225 239V238H227L228 235L230 236L231 229L228 227H221L220 225H219V227L214 226ZM125 229H127V228L125 227ZM30 231L31 232L34 231L38 234H35V235L30 234ZM211 231H213V230H211ZM126 232H127V230H126ZM261 232H262V230H261ZM200 233H202V232H200ZM171 236H172V234H171ZM176 237H178V236H176ZM26 239L30 240V241H26ZM253 239H257V238L253 237ZM224 241H226V243ZM15 243H13V244H15ZM182 243H184V242H182ZM4 245L0 244V248H5ZM183 245H185V244H183ZM10 247H14L12 245V243H9L8 247L6 246V248H10ZM244 252H246V251H244ZM34 254H36V252ZM256 258H255V260H256ZM259 260H261V259H259ZM177 264H179V263H177Z\"/></svg>", "mask_w": 264, "mask_h": 264}]
</instances>
